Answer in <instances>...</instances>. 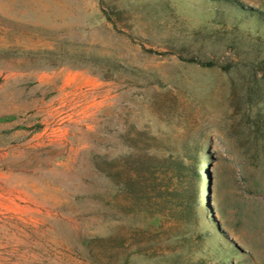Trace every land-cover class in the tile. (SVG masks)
<instances>
[{
  "label": "rangeland",
  "instance_id": "obj_1",
  "mask_svg": "<svg viewBox=\"0 0 264 264\" xmlns=\"http://www.w3.org/2000/svg\"><path fill=\"white\" fill-rule=\"evenodd\" d=\"M129 2L0 0V264H264V0ZM191 128L189 235L130 254L99 166Z\"/></svg>",
  "mask_w": 264,
  "mask_h": 264
},
{
  "label": "trees",
  "instance_id": "obj_2",
  "mask_svg": "<svg viewBox=\"0 0 264 264\" xmlns=\"http://www.w3.org/2000/svg\"><path fill=\"white\" fill-rule=\"evenodd\" d=\"M100 1L119 13L132 9L133 5L130 0H124L126 4L122 8L118 5L119 0ZM103 11L106 13L105 9ZM202 137L201 133L191 128L186 139L181 136L172 144L162 135L136 130L128 144V151H120L105 167L99 166L118 190V213H144L155 219L153 224L137 226L127 233L119 232L113 236L122 247L128 243L130 254L146 253L148 250L143 246L146 240L176 242L187 239V226L195 219L191 211L201 198L197 188L201 177L196 163L188 165L184 156L192 149L189 142L204 148ZM182 256L183 252L173 251L169 258L177 263Z\"/></svg>",
  "mask_w": 264,
  "mask_h": 264
}]
</instances>
